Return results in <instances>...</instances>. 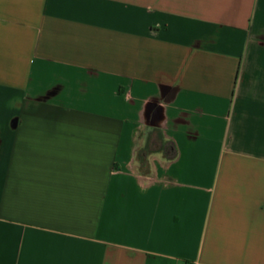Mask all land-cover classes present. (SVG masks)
I'll return each instance as SVG.
<instances>
[{
  "label": "crops",
  "instance_id": "0c3cea01",
  "mask_svg": "<svg viewBox=\"0 0 264 264\" xmlns=\"http://www.w3.org/2000/svg\"><path fill=\"white\" fill-rule=\"evenodd\" d=\"M0 264H264V0H0Z\"/></svg>",
  "mask_w": 264,
  "mask_h": 264
},
{
  "label": "trees",
  "instance_id": "16d2710c",
  "mask_svg": "<svg viewBox=\"0 0 264 264\" xmlns=\"http://www.w3.org/2000/svg\"><path fill=\"white\" fill-rule=\"evenodd\" d=\"M171 148L174 149V144L173 143H170V146L168 147V149H171Z\"/></svg>",
  "mask_w": 264,
  "mask_h": 264
}]
</instances>
